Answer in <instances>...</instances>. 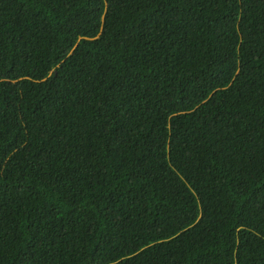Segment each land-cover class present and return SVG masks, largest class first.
Listing matches in <instances>:
<instances>
[{
  "label": "trees",
  "instance_id": "16d2710c",
  "mask_svg": "<svg viewBox=\"0 0 264 264\" xmlns=\"http://www.w3.org/2000/svg\"><path fill=\"white\" fill-rule=\"evenodd\" d=\"M0 264H264V0H0Z\"/></svg>",
  "mask_w": 264,
  "mask_h": 264
}]
</instances>
